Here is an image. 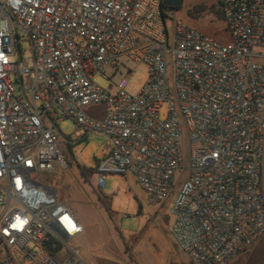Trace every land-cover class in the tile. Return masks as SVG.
Listing matches in <instances>:
<instances>
[{"label":"built area","instance_id":"1","mask_svg":"<svg viewBox=\"0 0 264 264\" xmlns=\"http://www.w3.org/2000/svg\"><path fill=\"white\" fill-rule=\"evenodd\" d=\"M218 4L227 44L165 0H0V264H86L72 247L83 226L58 193L65 120L107 141L98 191L133 175L160 206L187 173L170 235L189 264H229L264 234V0ZM138 65L147 80L130 95Z\"/></svg>","mask_w":264,"mask_h":264},{"label":"rangeland","instance_id":"2","mask_svg":"<svg viewBox=\"0 0 264 264\" xmlns=\"http://www.w3.org/2000/svg\"><path fill=\"white\" fill-rule=\"evenodd\" d=\"M219 0H183L179 8L173 9V17L219 43L227 44L229 34L218 4ZM24 58L30 56L29 43L25 37L20 42ZM169 74V71H168ZM147 80V68L138 65L133 70L127 92L137 94ZM95 83L107 88L111 84L102 78ZM112 93L116 89L113 88ZM168 104L160 108V119L167 117ZM86 113L103 120L105 108L94 106ZM59 138L68 141L64 153L68 168L59 177L58 193L83 226V233L72 247L86 264H189L187 257L177 248L169 231L174 222L171 207L187 173L175 175L174 191L160 206H150L145 192L136 184L133 175H108L104 189L98 191L95 171L104 157L107 145L105 138L77 131L71 120L56 127ZM181 151L183 166L188 164L189 137L182 129ZM106 195V196H105ZM91 196V200L88 198ZM112 211H109V210ZM160 214L168 218L165 226ZM162 215V216H164ZM229 264H264V234L250 249Z\"/></svg>","mask_w":264,"mask_h":264},{"label":"water","instance_id":"3","mask_svg":"<svg viewBox=\"0 0 264 264\" xmlns=\"http://www.w3.org/2000/svg\"><path fill=\"white\" fill-rule=\"evenodd\" d=\"M183 3V0H165V5L171 9L179 8Z\"/></svg>","mask_w":264,"mask_h":264},{"label":"crops","instance_id":"4","mask_svg":"<svg viewBox=\"0 0 264 264\" xmlns=\"http://www.w3.org/2000/svg\"><path fill=\"white\" fill-rule=\"evenodd\" d=\"M105 149H106V146H105L104 150ZM88 198L91 200V196H88ZM157 210H158V213L160 214V211H163L164 209H157ZM109 211H112V210L110 209ZM162 215H164V214H162V213L160 214V217H161L160 221H162V223H164V225L167 226L168 225V218L165 215L164 216H162ZM169 233H170V231H169Z\"/></svg>","mask_w":264,"mask_h":264}]
</instances>
